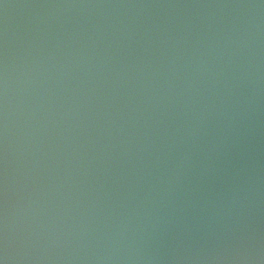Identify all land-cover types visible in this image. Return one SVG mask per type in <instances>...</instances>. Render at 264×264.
I'll list each match as a JSON object with an SVG mask.
<instances>
[{
    "label": "water",
    "instance_id": "95a60500",
    "mask_svg": "<svg viewBox=\"0 0 264 264\" xmlns=\"http://www.w3.org/2000/svg\"><path fill=\"white\" fill-rule=\"evenodd\" d=\"M0 264H264V0H0Z\"/></svg>",
    "mask_w": 264,
    "mask_h": 264
}]
</instances>
